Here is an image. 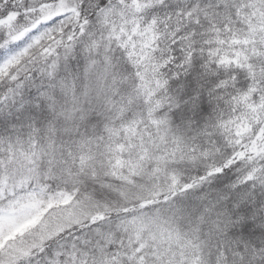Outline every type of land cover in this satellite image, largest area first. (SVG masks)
<instances>
[{"label":"snow or ice","instance_id":"snow-or-ice-1","mask_svg":"<svg viewBox=\"0 0 264 264\" xmlns=\"http://www.w3.org/2000/svg\"><path fill=\"white\" fill-rule=\"evenodd\" d=\"M0 264H264V0H0Z\"/></svg>","mask_w":264,"mask_h":264}]
</instances>
